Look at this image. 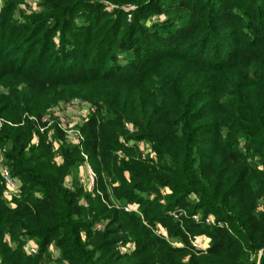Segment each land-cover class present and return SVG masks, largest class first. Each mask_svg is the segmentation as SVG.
<instances>
[{
    "label": "trees",
    "instance_id": "trees-1",
    "mask_svg": "<svg viewBox=\"0 0 264 264\" xmlns=\"http://www.w3.org/2000/svg\"><path fill=\"white\" fill-rule=\"evenodd\" d=\"M0 1V148L22 183L15 206L0 183V264H264V0ZM73 98L97 109L82 147L55 125V150L43 116Z\"/></svg>",
    "mask_w": 264,
    "mask_h": 264
},
{
    "label": "built area",
    "instance_id": "built-area-1",
    "mask_svg": "<svg viewBox=\"0 0 264 264\" xmlns=\"http://www.w3.org/2000/svg\"><path fill=\"white\" fill-rule=\"evenodd\" d=\"M1 6H2V3L0 1V9H1ZM96 109L97 107L93 105L92 103L81 100L79 98H73L67 101H60L58 104L48 109L46 114L43 116V122H45L47 125L46 127H40V129L41 131H45V129L47 128L48 130L47 134H48L49 140L53 142L55 150H57L59 147L58 140H56L53 137L55 134L54 133L55 125H57L62 131H64V134L66 136V141L68 143L82 147L85 137L81 131L80 125L86 120L88 115L95 112ZM76 110L79 111V114H75L74 111ZM30 118L36 119L34 116H30ZM125 126L131 132L137 130V128L129 121L125 122ZM120 140L126 146L136 145V147L139 149L143 157H149L150 159H153V160L158 159V156L152 144L149 143L148 141L128 140L124 136L120 137ZM32 143L34 144L39 143V137L37 134L34 136ZM119 152L120 154H122V151H119ZM82 155L84 157V161L79 167L78 179L84 186L85 190L89 192L90 191L93 192L97 187L98 175L89 161V156L85 152H82ZM56 160L59 163L62 162V156L57 154ZM0 183L4 186L3 196L11 204V206H15L16 204L14 201H15V198L19 197L21 194L22 183L19 177L14 175L10 167L6 164L5 156L1 148H0ZM161 191L163 194H166L170 192V189L168 187H165ZM132 209H136V206L134 205L125 206V210L127 211H130ZM182 213H184V210L178 209L173 212V215L176 218H180ZM194 218L196 220H199L201 218V215L199 214L194 215ZM206 222L208 224L215 223L214 216L210 215L209 217H207ZM159 229H160L159 231L165 233L161 226H159ZM201 237L206 238L204 236H201ZM192 243L197 249H200V250H204L208 247V243L205 245L204 242L200 241V237L193 239ZM134 247H135L134 244L128 243L126 245L120 246V249L122 252H124L128 249H134ZM24 249L26 253L34 255L38 253L39 246L36 240L30 239L25 244ZM51 250L53 251L52 258L54 260L57 258L58 251L55 250L54 246H51ZM0 263H1V257H0Z\"/></svg>",
    "mask_w": 264,
    "mask_h": 264
},
{
    "label": "rangeland",
    "instance_id": "rangeland-1",
    "mask_svg": "<svg viewBox=\"0 0 264 264\" xmlns=\"http://www.w3.org/2000/svg\"><path fill=\"white\" fill-rule=\"evenodd\" d=\"M39 3H40V0H23L21 3H20V5H19V7L21 8V9H23V10H25L27 13H31V12H33V11H37L38 10V5H39ZM67 101V100H66ZM50 109V108H49ZM70 111H72V110H70ZM75 112V114H79V111L78 110H76V111H74ZM121 151V150H120ZM205 240L207 239V237L206 238H204ZM208 240V239H207ZM206 240V241H207ZM132 249H128V250H126L127 252H129V251H131ZM125 252V251H124ZM262 252H263V250H260L259 252H257V253H255V258H254V260L257 262V264H259V260H260V256H261V254H262ZM57 257H58V253H57ZM51 261H53L54 262V260H53V258L51 257Z\"/></svg>",
    "mask_w": 264,
    "mask_h": 264
},
{
    "label": "crops",
    "instance_id": "crops-1",
    "mask_svg": "<svg viewBox=\"0 0 264 264\" xmlns=\"http://www.w3.org/2000/svg\"><path fill=\"white\" fill-rule=\"evenodd\" d=\"M206 240H207V239H206ZM206 240H205L203 237H200V241H201V242H204L205 245L208 243Z\"/></svg>",
    "mask_w": 264,
    "mask_h": 264
}]
</instances>
